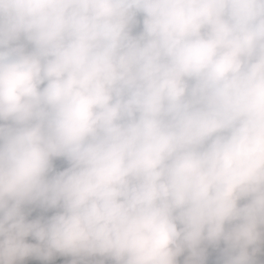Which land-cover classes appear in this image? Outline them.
Returning a JSON list of instances; mask_svg holds the SVG:
<instances>
[{
	"label": "clouds",
	"instance_id": "clouds-1",
	"mask_svg": "<svg viewBox=\"0 0 264 264\" xmlns=\"http://www.w3.org/2000/svg\"><path fill=\"white\" fill-rule=\"evenodd\" d=\"M59 258L264 264V0H0V264Z\"/></svg>",
	"mask_w": 264,
	"mask_h": 264
},
{
	"label": "trees",
	"instance_id": "trees-1",
	"mask_svg": "<svg viewBox=\"0 0 264 264\" xmlns=\"http://www.w3.org/2000/svg\"><path fill=\"white\" fill-rule=\"evenodd\" d=\"M33 218H35V217L34 216H31V215L29 216V219H33ZM28 240H29V242L35 243V241L32 240L31 237H29ZM64 259L65 258H59L57 264H63ZM67 259H71V258H67ZM29 264H36V262L35 261H30Z\"/></svg>",
	"mask_w": 264,
	"mask_h": 264
}]
</instances>
